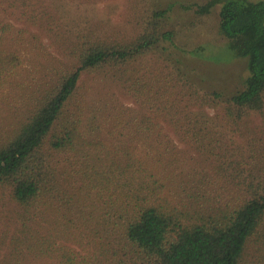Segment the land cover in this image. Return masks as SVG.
<instances>
[{"label":"rangeland","instance_id":"obj_1","mask_svg":"<svg viewBox=\"0 0 264 264\" xmlns=\"http://www.w3.org/2000/svg\"><path fill=\"white\" fill-rule=\"evenodd\" d=\"M204 1L0 0V20L7 23L2 32L16 40L22 58L0 89V133L31 106L35 88L71 70L75 42H128L149 26L152 10L170 4L155 20L176 28L177 45L162 41L118 68L82 72L67 113L87 142L76 151L53 152V162L65 175L75 174L82 147L94 148L99 140L111 157L131 153L152 168L163 194L179 207L236 202L249 182L264 179V111L224 112V101L243 88L247 58L226 50L219 5L203 16L184 8ZM13 205L0 188V226ZM242 262L264 264V224L249 238Z\"/></svg>","mask_w":264,"mask_h":264},{"label":"trees","instance_id":"obj_2","mask_svg":"<svg viewBox=\"0 0 264 264\" xmlns=\"http://www.w3.org/2000/svg\"><path fill=\"white\" fill-rule=\"evenodd\" d=\"M215 5L226 50L246 57L248 68L243 88L223 110L263 112L264 0H206L184 8L203 16ZM169 7L152 10L149 26L128 42H75L71 70L35 88L31 106L0 133V188L14 204L0 226V264H243L249 238L264 224V179L249 182L232 204L182 208L163 194L152 168L131 153L111 157L99 140L82 147L75 174L65 175L53 162V152L87 142L67 113L82 72L118 68L162 41L177 45L176 28L155 20ZM6 24L0 20V89L22 62L16 40L2 32Z\"/></svg>","mask_w":264,"mask_h":264}]
</instances>
